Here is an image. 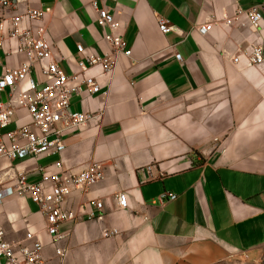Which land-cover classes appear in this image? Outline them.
<instances>
[{
	"label": "crops",
	"instance_id": "0c3cea01",
	"mask_svg": "<svg viewBox=\"0 0 264 264\" xmlns=\"http://www.w3.org/2000/svg\"><path fill=\"white\" fill-rule=\"evenodd\" d=\"M262 1L21 0L15 13L51 7L40 23L68 75L86 55L110 51L101 9L120 21L132 55H120L110 74L90 72L99 93L84 87L72 96L73 111L95 117L66 135L60 156L2 162L6 186L19 170L37 180L41 165L54 171L58 161L66 175L103 164L102 180L67 198L65 208L77 215L61 225L67 235L54 243L39 207L11 195L0 206L6 239L35 233L44 264H264V64L252 65L246 55L254 46L264 50V20L259 29L226 22L238 7ZM158 16L171 21V32L159 29ZM205 23L212 30L201 34ZM14 48L8 39L0 73L25 61ZM33 76L44 81L39 69ZM10 96L9 88L0 91V101ZM16 120L31 121L25 109ZM166 192L176 199L162 202ZM119 193L128 207L119 205ZM93 201L103 202V211Z\"/></svg>",
	"mask_w": 264,
	"mask_h": 264
},
{
	"label": "built area",
	"instance_id": "2783aa9c",
	"mask_svg": "<svg viewBox=\"0 0 264 264\" xmlns=\"http://www.w3.org/2000/svg\"><path fill=\"white\" fill-rule=\"evenodd\" d=\"M21 0H0V51H5L6 41L15 42L13 52L23 55L26 59L17 68H5L0 73V91L11 90L10 98L0 101V168L4 159L11 162L26 159H38L41 156L61 155L66 148V135L69 132L86 126L95 116L71 109V98L85 87L91 94L101 91V84L90 72L99 69L102 74H110L116 68L120 55L131 56L132 50L120 34L121 23L105 9L99 10L98 24L103 29V37L110 44L108 52L99 54L92 52L78 62V70L70 75L54 61L51 43L46 36V27L40 23L51 12V7H29L22 14L15 13ZM15 11V12H14ZM158 26L163 33L173 30L171 21L158 16ZM236 20L242 27L253 29L262 27L264 20V0L250 8L238 7L233 18H226L232 25ZM26 21L37 25H24ZM212 23L201 24L198 30L207 34L212 30ZM78 51L84 47L78 44ZM12 53V51H10ZM8 54V53H7ZM252 65L264 64V50L254 46L246 51ZM178 59L181 58L177 54ZM235 61H239L236 58ZM39 69L44 78L37 80L33 73ZM25 84V87L23 86ZM19 109H25L31 119L30 123L17 124L16 116ZM12 168V167H10ZM104 177L101 162H93L78 173L66 175L61 161L39 167V178L33 180L24 170L14 175V183L5 185L0 177V206L7 196L26 197L39 207L46 220V231L57 243L67 234L60 231L61 225L73 221L77 215L65 208L67 198L75 191L87 192ZM166 197L176 199V195L166 192L161 195L163 202ZM117 201L122 208L129 205L126 194L119 193ZM92 204L103 211L101 201ZM96 217L94 212L89 218ZM108 236V234H105ZM44 244L35 233L28 231L22 241L14 242L6 239L0 227V264H44ZM62 258L65 250L57 248Z\"/></svg>",
	"mask_w": 264,
	"mask_h": 264
}]
</instances>
